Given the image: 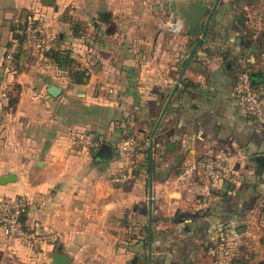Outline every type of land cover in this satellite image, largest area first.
<instances>
[{"label":"crops","instance_id":"obj_1","mask_svg":"<svg viewBox=\"0 0 264 264\" xmlns=\"http://www.w3.org/2000/svg\"><path fill=\"white\" fill-rule=\"evenodd\" d=\"M201 2L209 10L214 4ZM132 5L0 0V179L15 176L0 185V197L25 196V221L60 234L57 245L32 249L0 228V264H54V255L69 264H148L150 151L130 159L120 148L128 136L151 141L199 38L186 34L169 4L164 18L162 10ZM29 16L46 25L52 51H71L87 68L86 84L73 81L77 66L61 71L50 55L26 46L18 74L5 71L17 24ZM256 19L262 23L254 30ZM168 22L179 23L180 34ZM243 72L264 100V0L220 2L154 136L152 264H243L238 250L249 237L263 254L245 263L264 264V138L236 98ZM51 86L59 96L49 94ZM88 133L114 155L95 159L101 146H78ZM206 154L225 161L230 186L201 207L181 195L176 180L186 160ZM123 175L129 180L118 182Z\"/></svg>","mask_w":264,"mask_h":264},{"label":"built area","instance_id":"obj_2","mask_svg":"<svg viewBox=\"0 0 264 264\" xmlns=\"http://www.w3.org/2000/svg\"><path fill=\"white\" fill-rule=\"evenodd\" d=\"M262 20H255L251 24L254 30ZM178 23L168 22L170 32H178ZM19 37L23 40L20 41ZM53 39L47 32L46 25L36 17H28L25 22H20L14 32V36L4 56V69L12 76L19 72L17 56L24 46L28 47L33 55L44 56L52 52ZM71 58L75 60V56ZM78 71L89 77V72L84 66H77ZM105 91L109 95H117L115 88L109 87ZM237 101L245 116L252 121L256 131L264 138V100L254 89L249 73L243 72L237 80ZM5 107H9L8 94H3ZM78 146L86 149L98 150L101 139L94 133L83 134L76 138ZM121 153L127 158L133 159L140 154L149 155L150 142L140 144L135 137L128 136L120 148ZM128 175H123L118 182H127ZM225 161L217 156L206 154L200 157L186 160L181 172L177 176V188L188 202L199 206H209L215 201L229 182ZM29 200L25 196L0 197V228L8 239L21 240L32 249L44 245L55 246L60 241V234L45 227L39 221L27 223L25 214L29 208Z\"/></svg>","mask_w":264,"mask_h":264},{"label":"water","instance_id":"obj_3","mask_svg":"<svg viewBox=\"0 0 264 264\" xmlns=\"http://www.w3.org/2000/svg\"><path fill=\"white\" fill-rule=\"evenodd\" d=\"M222 0H216L212 6V8L209 10V7L204 4L201 1L192 2L188 4L187 6H184L178 11L180 18L184 21L186 24V34L188 36H193L199 38L197 43L195 44L192 54L190 58L188 59L185 70H187L189 63L191 62L195 52L198 50V48L201 46L202 42L206 39L210 23L212 21V18ZM45 4L47 6H52L54 4V0H44ZM184 72L181 74L180 78L178 79L177 85L175 89L173 90L172 94L170 95L168 101L166 102L164 109L162 111V114L151 134V141H150V179H149V215H148V227H149V252H148V264H152V258H151V240H152V228H153V152H154V136L157 132V130L160 127V124L170 106V103L173 99V96L175 95L177 88L179 87L180 83L182 82ZM49 94L53 97H57L60 94V89L56 88L55 86H51L49 88ZM114 155L113 149L107 145L102 144L99 151L97 152L95 159H109ZM15 182V176H10L6 178L0 179V185L4 186L9 183ZM230 184L226 183L225 187H229ZM53 263L54 264H69L68 260L60 255H54L53 256Z\"/></svg>","mask_w":264,"mask_h":264},{"label":"rangeland","instance_id":"obj_4","mask_svg":"<svg viewBox=\"0 0 264 264\" xmlns=\"http://www.w3.org/2000/svg\"><path fill=\"white\" fill-rule=\"evenodd\" d=\"M197 1H205L207 3H214L216 0H126L127 3L129 2H133V5L132 7L135 8L136 10H138V8H140V6H144V8L149 11L152 10V13L154 12H157L156 10L158 9V12L159 15L161 17H165L164 15V11L166 10L167 11V4H169L170 6H173V16L174 18H180L179 16V12L180 9L184 6H187L188 4L192 3V2H197ZM134 10V9H133ZM147 10V11H148ZM148 11V13L150 14V12ZM181 20V18H180ZM83 28V27H82ZM174 34H180V33H174ZM250 240L252 241H246L243 243L242 247L240 250H238V254L239 256L241 257L242 259V262L243 264H246L245 262L249 261V260H246V257H250L252 256V259H254L255 261L258 260L259 258L261 259L262 257V250L261 248H258L257 247H253L251 249V247L255 244L256 246H259L257 245V240L258 239H254L253 240V237H249ZM240 247V245H239ZM256 249L258 250L256 252ZM234 254H237L236 252H234ZM239 259V260H241ZM257 264V263H255Z\"/></svg>","mask_w":264,"mask_h":264},{"label":"trees","instance_id":"obj_5","mask_svg":"<svg viewBox=\"0 0 264 264\" xmlns=\"http://www.w3.org/2000/svg\"><path fill=\"white\" fill-rule=\"evenodd\" d=\"M241 4H253L255 2H257L258 0H238ZM81 26L76 24L73 27V31L74 33H76L75 36H79L82 37V34L78 35V32L81 31ZM19 40L22 41L23 39L21 37H19ZM23 49V48H22ZM21 49V50H22ZM48 55H50V58L53 60V62L55 63V65L57 66V68L61 71H67V72H71L72 70H74L76 63L75 61L71 58L72 56V52L71 51H62V52H55L52 51L50 52ZM21 56V51L19 52L18 56H17V63H18V68H19V59ZM72 79L76 84H86L89 80V77L85 76V74L83 72H74L72 74ZM219 196V195H218Z\"/></svg>","mask_w":264,"mask_h":264},{"label":"bare ground","instance_id":"obj_6","mask_svg":"<svg viewBox=\"0 0 264 264\" xmlns=\"http://www.w3.org/2000/svg\"><path fill=\"white\" fill-rule=\"evenodd\" d=\"M177 25V28H180V24L178 23V24H176Z\"/></svg>","mask_w":264,"mask_h":264}]
</instances>
